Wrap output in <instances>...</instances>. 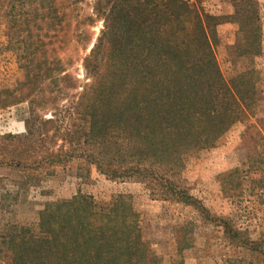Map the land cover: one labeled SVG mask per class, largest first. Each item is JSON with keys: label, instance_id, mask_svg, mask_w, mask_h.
<instances>
[{"label": "rangeland", "instance_id": "374dc122", "mask_svg": "<svg viewBox=\"0 0 264 264\" xmlns=\"http://www.w3.org/2000/svg\"><path fill=\"white\" fill-rule=\"evenodd\" d=\"M148 1L0 0V100H14L0 107V264H16L22 237L40 232L44 212L75 197L100 208L116 204V226L125 220L133 229L129 236L139 234L147 261L137 254L121 264H264V0H183L204 19L216 18L218 64L226 80L241 81L245 110L214 146L169 160L132 133L116 154L98 155L122 170L139 167L164 175L197 206L163 199L153 193L152 181L113 179L86 157L93 152L84 135L93 109L80 105L83 96L106 89L116 103V94L128 96L131 86L104 70L105 56H99L102 70L95 77L85 60L93 59L100 43L124 41L121 24L109 20L113 6L127 2L130 14L144 23ZM186 20L190 28L195 25ZM157 27L163 39L181 36L168 20ZM256 28L259 53L251 45ZM50 118L54 123L46 124ZM47 154L55 156L52 162ZM120 196L127 197L124 204H117ZM223 222L248 245L231 242ZM53 225L54 234H71ZM86 226L84 233H109L100 220L87 219ZM48 264L63 263L51 257Z\"/></svg>", "mask_w": 264, "mask_h": 264}, {"label": "trees", "instance_id": "16d2710c", "mask_svg": "<svg viewBox=\"0 0 264 264\" xmlns=\"http://www.w3.org/2000/svg\"><path fill=\"white\" fill-rule=\"evenodd\" d=\"M148 2L149 21L144 23L130 14L127 2L113 6L109 20L115 18L121 24L124 41L100 43L93 48V59L85 60L86 71L95 77L102 70L99 56H105L104 70L119 76V83L126 80L131 86L126 97L113 93L116 103L111 91L106 89L83 96L80 105L85 110L93 109L84 132L85 143L93 152L86 157L99 172L113 179L152 181L157 187L153 188V193H160L163 199L197 206V200L187 190L164 175L139 167L122 170L113 162H101L98 157L116 154L129 134L137 133L149 145L159 148L163 158L176 159L182 153L214 146L245 110L240 77L226 80L216 58L217 41L213 36L218 24L216 18L205 16L204 19L183 0ZM162 8L170 11L167 14ZM163 19L175 24L177 35H181L175 42L163 39L164 33L157 27ZM186 19L194 20L195 25L190 28ZM259 32L260 28H256L251 38V45L258 47L255 48L258 53L261 47ZM8 99L0 100V107L13 103L14 100L8 102ZM45 123L51 124L54 120L50 118ZM54 157L47 154L45 159L52 162ZM125 197L120 196L117 204L120 200L124 204ZM116 206L100 208L82 197L55 204L41 216L40 232L22 237L16 264H48L51 257L63 264H121L131 262L137 254L147 261L139 234L130 237L133 229L128 222L123 220L116 226L112 219ZM87 219L106 222L109 233L102 230L98 235L95 230L84 233ZM223 223L231 242L248 245V241H238L240 231ZM53 224L70 230L71 234H54ZM98 237L103 242H97Z\"/></svg>", "mask_w": 264, "mask_h": 264}]
</instances>
